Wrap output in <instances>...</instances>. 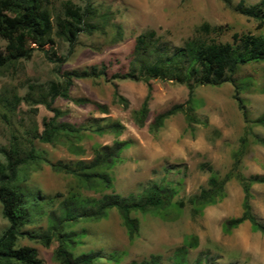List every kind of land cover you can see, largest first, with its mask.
Returning a JSON list of instances; mask_svg holds the SVG:
<instances>
[{
	"label": "rangeland",
	"instance_id": "1",
	"mask_svg": "<svg viewBox=\"0 0 264 264\" xmlns=\"http://www.w3.org/2000/svg\"><path fill=\"white\" fill-rule=\"evenodd\" d=\"M67 0H49L52 13L61 11ZM83 6L85 0H69ZM241 0H229L234 6ZM245 7H252L261 0H242ZM99 15L110 13L104 33L80 34L78 45L67 55L68 44L54 38L52 47L34 49L29 59L18 60L13 68L0 72V92H13L18 96L41 87L47 90L51 82L63 80V73L105 66L106 76L73 79L70 98H85L90 102L105 104L108 114H100L90 104L75 105L72 101L57 98L54 107L64 115L58 119L75 126L86 127L80 141L84 153L73 155L68 152L62 140L48 145L35 142L49 162L73 164L78 160L93 158V147L110 146L113 141H127L129 147L122 151L120 161L109 171L113 189L104 194L115 193L122 198L139 196L152 184H159L174 191L173 202H182L180 214L174 208L162 218L158 215L139 213L133 217L139 221V233L129 241L122 221L115 210H110L105 219L79 221L71 227L77 233L76 242H81L73 251L74 256L90 251L99 252L100 259L94 264H176V255H182V264H264V234L252 232L249 223L225 234L222 225L239 217L242 213L243 192L236 179L224 186V196L216 204L193 209L192 199L207 187L210 174L222 178L232 168L234 153L245 137L238 171L248 178L264 176V149L255 136L264 138V125L254 121L264 113V63H248L237 71L234 84L220 86H198L192 96V113L198 124H188L183 114L166 119L156 132L149 130L154 117L165 112L174 104L187 100L185 86L173 81L151 80L152 98L148 103V117L142 127L136 126L133 113L143 99L124 97L121 90H138L139 84L125 79H112L113 74L128 71L134 41L140 33L153 30L163 42L173 47H182L185 41L195 36V30L208 24L211 31L202 36L208 42L230 43L234 33L252 34L264 37V24L244 17L230 9L224 0H88ZM264 10V9H263ZM1 13V11H0ZM121 28L120 37L116 35ZM5 41L0 38V50ZM27 46H32L27 42ZM55 53L65 57L59 64L50 62L47 55ZM48 55V56H49ZM128 101V107L113 99V87ZM128 84V85H127ZM242 100L247 115L244 121L242 111L233 99L234 87ZM147 93V90H146ZM35 108V112L33 111ZM52 117L43 105L18 106L12 117V127L22 131L33 126L42 130L44 120ZM107 118L123 126L119 136L106 132L98 135L92 130ZM105 120V119H104ZM8 129L0 122V146L7 144ZM211 171V172H210ZM18 184L25 197L30 223L24 231L45 233L51 214L59 215L61 202L69 192H78L83 197L99 198L102 194L82 189L71 176L54 172L42 164L39 169L21 170ZM251 211L259 224L264 226V184L250 188ZM8 222L1 215L0 236L7 229ZM192 242L195 246H189ZM30 246L37 250L42 264H57L53 251L57 246L52 241L49 247L39 242L19 238L16 247ZM110 256L118 259L115 263Z\"/></svg>",
	"mask_w": 264,
	"mask_h": 264
},
{
	"label": "trees",
	"instance_id": "2",
	"mask_svg": "<svg viewBox=\"0 0 264 264\" xmlns=\"http://www.w3.org/2000/svg\"><path fill=\"white\" fill-rule=\"evenodd\" d=\"M224 2L232 11L257 21L258 28L264 24V0L252 7H245L242 0L234 6L229 0ZM0 11V38L6 43L4 50H0V72L13 68L20 59H29L34 49L52 47L54 38L68 44L67 55H70L78 45L80 34L89 36L93 33H104L110 18V13L99 15L88 0H85L82 7L67 0L58 13L51 12L49 0H0ZM210 31L209 25L203 24L195 30V36L187 39L182 47H173L168 42L161 41L153 30L137 35L128 71L111 76L112 79L145 84L147 93L140 108L133 113L136 126L142 127L148 117V103L152 98L151 80L173 81L185 86L188 91L184 103L174 104L154 117L149 130L156 132L166 119L178 113L184 115L188 124H198L197 119L191 115L192 96L196 87L234 84V76L240 67L248 63H264V37L234 33L230 43H216L208 42L202 37ZM116 35H121L119 26ZM27 42H31L32 46H27ZM48 55L46 57L50 62L61 64L66 60L65 57H57L55 53ZM98 76H106L104 65L101 70L91 66L89 69L64 72L62 82H51L47 90L41 87L29 90L23 96L13 92H0V122L9 132L7 144L0 146V206L1 215L8 222L7 229L0 236V264H42L35 248L16 247L18 239L22 237L39 242L43 247H49L52 241H55L57 246L53 251V259L57 264H94L101 258L99 252L90 251L77 256L73 254L81 242H76L77 233L72 231L71 227L79 221H99L105 219L110 210H115L126 230L128 240L133 241L139 233V221L133 214H153L165 218L173 208L180 214L182 202H173L174 191L159 184L150 185L136 197L122 198L115 193L104 194L105 191L113 189L109 171L120 161L122 151L129 147L127 141L115 140L110 146L96 145L93 147L91 160H78L73 164L62 161L49 162L44 152L36 149L35 142L53 145L62 140L69 153H84L76 142L80 141L82 132L87 128L58 121L64 112L54 107V102L60 98L72 101L75 105L91 103L100 114L107 115L108 107L105 104L92 103L85 98H70L69 89L73 79ZM112 87L114 101L126 109L128 101L118 93L115 84ZM233 99L247 123V115L242 100L238 98L236 86ZM22 103L28 107L43 105L52 113V117L43 121L41 131L34 122L33 126L22 131L12 127V117ZM33 109L35 112V108ZM100 121L105 124L95 125L92 130L94 133L101 135L111 132L116 136L121 134L123 126L119 122L107 118ZM254 123L264 125V113ZM245 139H240V147L233 155L234 162L230 171L222 178L211 173L207 187L192 199L193 209L202 210L223 198L224 186L229 180L236 179L240 183L243 192L242 213L222 225L225 234L245 222L249 223L252 232L264 234V226L253 216L250 204V188L254 184H264V176L252 175L246 178L238 171ZM255 139L264 149V138L255 136ZM42 164L48 165L54 172L71 175L82 189L102 195L99 198H89L81 196L78 192H69L60 204L59 215L53 213L49 217L47 232L24 231L22 228L30 223V215L18 184L19 174L21 170L39 169ZM188 245L195 246L192 242H188ZM110 260L118 262L113 256H110ZM155 261V257L152 258L153 264H156ZM183 262L182 255H176V264Z\"/></svg>",
	"mask_w": 264,
	"mask_h": 264
},
{
	"label": "crops",
	"instance_id": "3",
	"mask_svg": "<svg viewBox=\"0 0 264 264\" xmlns=\"http://www.w3.org/2000/svg\"><path fill=\"white\" fill-rule=\"evenodd\" d=\"M128 85V84H127ZM140 86H138V90H119L120 93L126 97V98H130V96L132 97H136L138 99H143L146 95V86H144L143 84H139Z\"/></svg>",
	"mask_w": 264,
	"mask_h": 264
}]
</instances>
